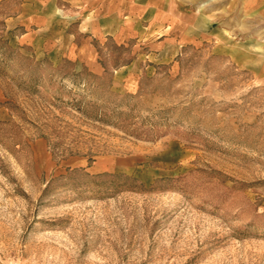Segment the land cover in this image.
Returning <instances> with one entry per match:
<instances>
[{"label":"rangeland","instance_id":"1","mask_svg":"<svg viewBox=\"0 0 264 264\" xmlns=\"http://www.w3.org/2000/svg\"><path fill=\"white\" fill-rule=\"evenodd\" d=\"M0 264H264V0H0Z\"/></svg>","mask_w":264,"mask_h":264},{"label":"crops","instance_id":"2","mask_svg":"<svg viewBox=\"0 0 264 264\" xmlns=\"http://www.w3.org/2000/svg\"><path fill=\"white\" fill-rule=\"evenodd\" d=\"M113 1V0H112ZM115 1V0H114ZM121 2L123 3V0H121ZM254 3V0H245V4L246 5H252ZM115 4H116V2H115ZM129 10H130V13H135V12H137L138 11V5H134V4H131L130 6H129ZM100 12H97V16L99 15V17H101V20H105L106 18H107V16H108V14H105L104 16H103V14H102V12H101V10H99ZM107 11V10H106ZM108 12V11H107ZM110 12V11H109ZM121 12L122 11H120V10H118V9H112V13L114 14V17L115 18H117V17H119L120 15H121ZM106 13V12H105ZM111 13V14H112ZM113 14L111 15V16H113ZM105 18V19H104ZM107 20V19H106ZM102 22V21H101ZM104 22V23H103ZM102 22V24H98V26L97 27H95L94 28V30H95V34L96 35H99L100 34V36L102 35V37H103V35H107L110 31H109V26H108V24H106V22L105 21H103ZM120 26H119V28L117 27L118 26V24H117V31H115L113 34H115V36H114V38L116 39V40H118V41H122V40H124V37H125V35L128 33V32H130V31H133V26L132 27H130V24H126L125 22H122V24H119ZM112 28H113V26H112ZM106 37V36H105ZM104 38V37H103Z\"/></svg>","mask_w":264,"mask_h":264},{"label":"bare ground","instance_id":"3","mask_svg":"<svg viewBox=\"0 0 264 264\" xmlns=\"http://www.w3.org/2000/svg\"><path fill=\"white\" fill-rule=\"evenodd\" d=\"M244 57V56H243ZM250 58V57H249ZM243 60V59H242ZM246 60V59H245Z\"/></svg>","mask_w":264,"mask_h":264}]
</instances>
